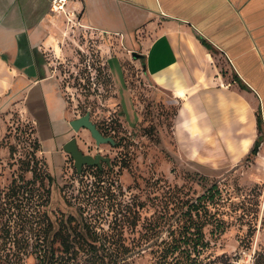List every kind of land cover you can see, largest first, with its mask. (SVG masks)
<instances>
[{"label":"rangeland","instance_id":"1","mask_svg":"<svg viewBox=\"0 0 264 264\" xmlns=\"http://www.w3.org/2000/svg\"><path fill=\"white\" fill-rule=\"evenodd\" d=\"M64 43L70 54L52 57L63 61L64 133L46 146L12 103L0 136V264H47L46 245L62 253L59 229L82 245L75 264L264 263L262 147H215L199 161L198 147L177 140L182 99L152 83L133 56L140 49L97 32ZM216 57L232 87L235 74ZM87 112L116 145L73 129ZM73 136L111 164L79 172L64 149Z\"/></svg>","mask_w":264,"mask_h":264},{"label":"crops","instance_id":"2","mask_svg":"<svg viewBox=\"0 0 264 264\" xmlns=\"http://www.w3.org/2000/svg\"><path fill=\"white\" fill-rule=\"evenodd\" d=\"M53 5L54 0H0V136L12 103L34 121L46 146L64 133L57 68L63 61L52 57L70 54L64 42L81 31L121 37L141 50L152 83L182 99L177 140L180 147H198L199 161L231 144L247 153L260 134L264 152L256 113L262 114L263 132L264 0H66L59 10ZM217 52L235 74L232 87L220 73ZM188 103L191 110L182 115Z\"/></svg>","mask_w":264,"mask_h":264},{"label":"water","instance_id":"3","mask_svg":"<svg viewBox=\"0 0 264 264\" xmlns=\"http://www.w3.org/2000/svg\"><path fill=\"white\" fill-rule=\"evenodd\" d=\"M133 56L136 58H141L142 54L133 52ZM71 126L75 131H79L81 128L89 129L92 136L95 138L97 145L101 143H110L114 145L116 143L115 139L111 136H105L97 127V125L91 119V113L87 112L85 115L71 120ZM64 149L73 157L75 161V167L79 172L82 171L83 167L89 166H101V159L106 160L108 163L111 162L110 157H104L101 154L96 156L92 154L85 153L79 146L77 138L74 137L69 140L65 145Z\"/></svg>","mask_w":264,"mask_h":264},{"label":"trees","instance_id":"4","mask_svg":"<svg viewBox=\"0 0 264 264\" xmlns=\"http://www.w3.org/2000/svg\"><path fill=\"white\" fill-rule=\"evenodd\" d=\"M257 124L259 128V132L262 133L263 117L261 113L257 114ZM262 141H263V137L262 134H260L252 149L253 154H258ZM98 169L102 171V169L100 168ZM45 176L46 178H48L50 183L54 180L52 175L49 173L45 174ZM49 193H50V188H49ZM48 225H52V221L50 219ZM51 232H52V227L49 228L48 234H50ZM59 237L63 245L62 253H57V250L54 249L53 245L51 247L46 245V249L42 255V258L45 260L47 264H75L79 259V252L80 249L82 248V245L80 246L76 245L73 241L70 240V235L63 234L62 229H59L54 233L53 240H57L59 239ZM255 264H264V263L256 262Z\"/></svg>","mask_w":264,"mask_h":264},{"label":"bare ground","instance_id":"5","mask_svg":"<svg viewBox=\"0 0 264 264\" xmlns=\"http://www.w3.org/2000/svg\"><path fill=\"white\" fill-rule=\"evenodd\" d=\"M211 63H212V60L210 59V64H209V67H208V70H207L208 73H211V69H212L211 68ZM206 77H207V75H206ZM205 79H203L202 82L205 83L206 82ZM179 95H180V97H183L184 98L186 96V93H185V91H180L179 92ZM186 109H187V111L186 110H183L182 111V115H184L186 112H188L189 110H191V105L189 103L186 104ZM191 130L193 131V133H195L196 131H198V126L194 125L193 128H191Z\"/></svg>","mask_w":264,"mask_h":264},{"label":"built area","instance_id":"6","mask_svg":"<svg viewBox=\"0 0 264 264\" xmlns=\"http://www.w3.org/2000/svg\"><path fill=\"white\" fill-rule=\"evenodd\" d=\"M65 1L66 0H54L53 8L55 10L62 9L64 7ZM233 264H241V263H236V262L233 261Z\"/></svg>","mask_w":264,"mask_h":264},{"label":"flooded vegetation","instance_id":"7","mask_svg":"<svg viewBox=\"0 0 264 264\" xmlns=\"http://www.w3.org/2000/svg\"><path fill=\"white\" fill-rule=\"evenodd\" d=\"M72 138H74V136L72 137ZM71 138V139H72ZM70 139V140H71ZM112 145V144H111ZM114 145H116V143L114 144ZM102 151V149H100L99 150V152H101ZM85 152V151H84ZM85 153H88V154H92V155H94V156H96V155H98V154H101V153H92V152H85ZM102 155V154H101ZM104 157H108V156H105V155H103ZM103 163H106V164H108V165H110L111 164V162L110 163H108L106 160H103V159H101V166H96L97 168H100V169H103ZM86 166H88V165H86ZM86 166H84V167H86Z\"/></svg>","mask_w":264,"mask_h":264}]
</instances>
